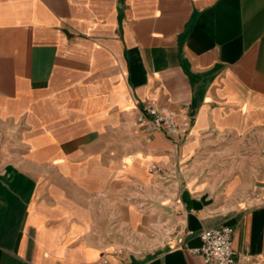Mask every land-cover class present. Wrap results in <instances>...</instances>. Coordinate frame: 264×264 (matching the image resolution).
Listing matches in <instances>:
<instances>
[{
  "label": "crops",
  "instance_id": "obj_1",
  "mask_svg": "<svg viewBox=\"0 0 264 264\" xmlns=\"http://www.w3.org/2000/svg\"><path fill=\"white\" fill-rule=\"evenodd\" d=\"M223 225L264 264V0H0V264H205Z\"/></svg>",
  "mask_w": 264,
  "mask_h": 264
},
{
  "label": "built area",
  "instance_id": "obj_2",
  "mask_svg": "<svg viewBox=\"0 0 264 264\" xmlns=\"http://www.w3.org/2000/svg\"><path fill=\"white\" fill-rule=\"evenodd\" d=\"M134 120L147 139L155 131H163L169 136L187 135L191 117L185 111H176L161 105L155 98H145L135 107ZM147 172L160 180H169V169L156 162H150ZM233 228L228 225L210 227L199 233L201 244L189 249L202 255L205 264H236V253L232 247Z\"/></svg>",
  "mask_w": 264,
  "mask_h": 264
},
{
  "label": "rangeland",
  "instance_id": "obj_3",
  "mask_svg": "<svg viewBox=\"0 0 264 264\" xmlns=\"http://www.w3.org/2000/svg\"><path fill=\"white\" fill-rule=\"evenodd\" d=\"M137 244V243H136ZM138 244H141V243H138Z\"/></svg>",
  "mask_w": 264,
  "mask_h": 264
}]
</instances>
